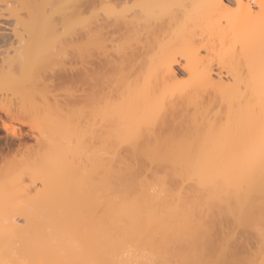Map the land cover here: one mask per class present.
<instances>
[{
  "label": "bare ground",
  "instance_id": "6f19581e",
  "mask_svg": "<svg viewBox=\"0 0 264 264\" xmlns=\"http://www.w3.org/2000/svg\"><path fill=\"white\" fill-rule=\"evenodd\" d=\"M0 132V264H264V0H0Z\"/></svg>",
  "mask_w": 264,
  "mask_h": 264
},
{
  "label": "rangeland",
  "instance_id": "374dc122",
  "mask_svg": "<svg viewBox=\"0 0 264 264\" xmlns=\"http://www.w3.org/2000/svg\"><path fill=\"white\" fill-rule=\"evenodd\" d=\"M46 56H45V58H46V60L48 59V60H50V57H53V56H51V53L50 52H47V54H45ZM61 53L59 54L58 53V56H57V58H60L61 56ZM62 56H64V55H62ZM65 57H63V59H64ZM77 59V58H76ZM77 61H80L79 59H77L76 60V62ZM83 61V60H82ZM84 61H86V60H84ZM88 61V60H87ZM86 61V62H87ZM75 62V60H74V62L72 61V63L74 64V67H73V64H72V69L73 68H75V70H77L78 71V66L76 65V64H78V63H76ZM76 63V64H75ZM75 65L77 66V68L75 67ZM66 67H68V66H66ZM74 70V69H73ZM74 85L75 84H73V86H72V83H63L62 85L60 84L56 89H52L51 90V96L52 97H54L56 100H57V102H54V100H52V99H50V100H48V104L52 107V116H58L59 115V111L58 110H62L63 111V115L64 116H71V114H72V112L75 110V107L77 108V106H78V104H82L81 102H82V99H81V101H80V103H78V104H75L74 103V100H75V98L76 99H78V97L80 98L81 97V94L80 93H78V91L75 89V88H78V86L80 87V85H78L77 84V86L75 85V87H74ZM80 89V91L79 92H81V87L79 88ZM74 90H76L77 91V94H75V93H73L74 92ZM75 91V92H76ZM71 94V95H70ZM80 94V95H79ZM79 95V96H78ZM75 96V98H73ZM76 96H78V97H76ZM66 97H68V98H66ZM66 99V100H65ZM64 100V101H63ZM70 100V101H69ZM72 101H73V103L76 105H74L75 107H73L72 106ZM78 101V102H79ZM39 102V101H38ZM15 105V104H14ZM54 106H57L58 108L56 109ZM77 110V109H76ZM75 113V112H74ZM52 116H50V118H52ZM72 116H73V114H72ZM72 118V117H71ZM37 127V126H36ZM49 128H50V124H49V122L46 120L44 123H41V125L39 126V127H37L36 129H37V132L38 131H42V132H44L45 134H47V132L49 131ZM39 129V130H38ZM25 129H23V131H24ZM3 132H0V138L2 139L3 137H4V133L2 134ZM27 143L28 144H31L32 143V141L31 140H28L27 141ZM7 153V151H5V153H4V155H5V160L6 161H12L14 158H16V159H18L19 158V156H20V153L17 151V153H16V151H15V149H14V152L12 151L10 154H6ZM7 155V156H6ZM121 158L122 159H124V160H126V158H125V154L123 153L122 155H121ZM5 160H3L2 162L0 161V168L3 166V163H4V161ZM54 183H55V185H56V187L58 188V194L60 195V198H59V196H58V198L60 199V201H59V206L54 210V209H52V210H50L51 212H49V213H51V215L49 214L48 215V220L49 219H51V221L53 222H57V221H64L63 219H65L66 218V216H67V219H65V221H67L68 219H70V215L68 216V214H70V213H72L71 214V217L73 216V213L75 212V209H73L74 210V212L73 211H71L72 210V208H73V206L72 207H70V204H66L65 202H67L65 199H61V198H65V191H64V189L62 188L63 187V184H64V177H63V174L60 176V178L58 177L55 181H54ZM67 197V196H66ZM65 200V201H64ZM65 203V204H64ZM68 203H69V201H68ZM67 205V206H66ZM69 207L71 208V210L69 209ZM70 212V213H69ZM54 214V215H53ZM53 215V216H52ZM47 219V218H46ZM47 220V221H48ZM225 225V224H224ZM223 225V226H224ZM229 225V224H228ZM227 225V226H228ZM230 226V225H229ZM224 228H225V226H224ZM229 228V227H228ZM230 228H231V226H230ZM227 231H228V229L227 228H225ZM224 229V231H226ZM232 230V229H231ZM236 230V229H235ZM235 230H233L232 231V233L235 231ZM239 230V229H238ZM237 230V231H238ZM240 231V230H239ZM237 232V235L239 234L240 235V237H241V234H240V232ZM236 232V231H235ZM216 233V232H215ZM219 234V233H218ZM242 234H245V232L243 233L242 232ZM247 234H248V232H247ZM214 235V234H213ZM234 236L236 235L235 233L233 234ZM219 236V235H218ZM217 235H216V237H218ZM243 236V235H242ZM214 237H215V235H214ZM239 237V238H240ZM219 238V237H218ZM236 238H238V237H236ZM244 238V241H245V238H247V237H243ZM242 238V239H243ZM215 239V238H214ZM249 239V238H248ZM233 240H235V241H233L234 243H237L238 242V240H236L234 237H233ZM247 240V239H246ZM250 242V245H252L251 244V239L249 240ZM253 241H254V238H253ZM239 243L241 244V243H243V241L242 242H240L239 241ZM244 243H246V242H244ZM243 243V244H244ZM247 243H248V241H247ZM254 243H255V241H254ZM239 244V246H242V245H240ZM233 245H235V244H233ZM246 245V244H245ZM248 245V244H247ZM237 247V248H239L238 250L242 253V251H241V249L243 248H240V247ZM255 246H257L256 244H255ZM248 247V249H255V248H253L254 246H252V247H250L249 248V246H247ZM233 248H234V246H233ZM244 248H246V246H244ZM243 248V249H244ZM235 249V248H234ZM247 249V248H246ZM236 250V249H235ZM237 251V250H236ZM245 250H243V252H244ZM250 251V250H249ZM256 251V250H255ZM254 251V252H255ZM246 252H248V251H246ZM245 253V252H244ZM252 251H251V254H249V255H252ZM243 254V253H242ZM241 255V254H240ZM246 256V255H245ZM244 255H243V257H245ZM247 257H248V255H247Z\"/></svg>",
  "mask_w": 264,
  "mask_h": 264
}]
</instances>
